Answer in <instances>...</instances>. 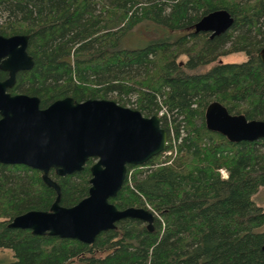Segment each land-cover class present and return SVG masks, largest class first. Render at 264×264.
Wrapping results in <instances>:
<instances>
[{
    "label": "trees",
    "instance_id": "1",
    "mask_svg": "<svg viewBox=\"0 0 264 264\" xmlns=\"http://www.w3.org/2000/svg\"><path fill=\"white\" fill-rule=\"evenodd\" d=\"M218 9L233 19L227 30L211 37L192 32L194 22ZM0 13V35H27L33 61L16 73L10 94L36 96L41 108L70 96L110 99L145 117L160 113L166 149L168 122L176 149L161 161L158 153L126 165L108 199L117 209H147L151 230L122 218L90 244L8 227L15 215L47 210L55 192L38 170L0 164V248L13 257L0 264H264V209L252 199L264 186V138L229 142L207 130L203 118L216 100L228 113L264 120V63L257 55L264 0H0ZM142 22L155 37L124 45ZM238 52L243 61L218 60ZM91 163L64 176L49 171L60 205L87 195Z\"/></svg>",
    "mask_w": 264,
    "mask_h": 264
},
{
    "label": "water",
    "instance_id": "2",
    "mask_svg": "<svg viewBox=\"0 0 264 264\" xmlns=\"http://www.w3.org/2000/svg\"><path fill=\"white\" fill-rule=\"evenodd\" d=\"M232 17L223 9L210 11L190 27L209 36L227 30ZM27 35H0V164H21L38 170L42 182L55 192L47 210L30 209L15 215L8 227L28 229L90 244L101 231L113 229L122 218H133L152 228L153 216L142 207L117 209L108 202L120 189L126 165H141L166 146V131L156 114L143 116L135 109L104 98L75 101L70 96L39 107L36 96L10 94L15 73L33 61L26 52ZM264 63V47L258 50ZM205 128L229 142L264 138V120L228 113L216 100L203 113ZM91 158L87 195L71 206L59 204V186L49 171L64 176L80 171ZM264 251V243L261 245Z\"/></svg>",
    "mask_w": 264,
    "mask_h": 264
},
{
    "label": "rangeland",
    "instance_id": "3",
    "mask_svg": "<svg viewBox=\"0 0 264 264\" xmlns=\"http://www.w3.org/2000/svg\"><path fill=\"white\" fill-rule=\"evenodd\" d=\"M4 16H5L4 13H0V21L3 20ZM144 24L145 22H142L138 26H135L132 30H130V32L126 34L122 39L123 44L130 47H138L145 44L147 40L146 38H148L149 36L155 37V35L152 34L151 32L146 34L143 32ZM184 59H185L184 56H179L177 58V61H184ZM244 59H245V55L242 52L231 53L222 56L220 59L218 58V60L222 62H240L243 61ZM130 99L132 100L133 97H130ZM157 115L159 116V113H157ZM160 158H161V153H159V157L157 161H161ZM252 199L257 206L264 209V186H260L258 188V190L253 194ZM11 260H13L11 252L7 249L0 248V262H8Z\"/></svg>",
    "mask_w": 264,
    "mask_h": 264
},
{
    "label": "built area",
    "instance_id": "4",
    "mask_svg": "<svg viewBox=\"0 0 264 264\" xmlns=\"http://www.w3.org/2000/svg\"><path fill=\"white\" fill-rule=\"evenodd\" d=\"M160 115V113H159ZM168 127H169V137L171 138L170 140V146L166 149H164L163 151H161V158L160 160H162L165 157H173V155L175 154V141L173 139V131H172V127L170 125V123L168 122ZM218 172L220 173L221 177L225 178L226 177V171L223 168H219ZM148 208V207H147Z\"/></svg>",
    "mask_w": 264,
    "mask_h": 264
},
{
    "label": "flooded vegetation",
    "instance_id": "5",
    "mask_svg": "<svg viewBox=\"0 0 264 264\" xmlns=\"http://www.w3.org/2000/svg\"><path fill=\"white\" fill-rule=\"evenodd\" d=\"M26 45H27V43H26ZM26 52H27V51H26ZM27 54H28V53H27ZM20 71H24V70H20ZM16 73H17V72H16ZM16 73H15V75H16ZM5 77H6V72H5ZM5 77H4V78H5ZM4 78H3V79H4ZM1 80H2V79H1ZM14 82H15V81H14ZM13 94H22V93H13Z\"/></svg>",
    "mask_w": 264,
    "mask_h": 264
}]
</instances>
